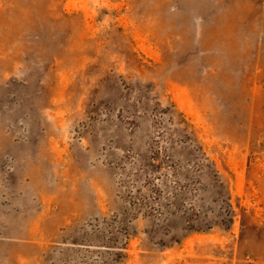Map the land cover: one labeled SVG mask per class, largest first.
<instances>
[{"label":"rangeland","instance_id":"1","mask_svg":"<svg viewBox=\"0 0 264 264\" xmlns=\"http://www.w3.org/2000/svg\"><path fill=\"white\" fill-rule=\"evenodd\" d=\"M0 264H264V0H0Z\"/></svg>","mask_w":264,"mask_h":264},{"label":"trees","instance_id":"2","mask_svg":"<svg viewBox=\"0 0 264 264\" xmlns=\"http://www.w3.org/2000/svg\"><path fill=\"white\" fill-rule=\"evenodd\" d=\"M146 184L150 187V189L152 190V196L150 198H145L144 196L140 195L138 196L139 198H136L138 201H140L142 203V205H144L146 202L147 205L150 206V208L154 211V212H162L164 207L162 206L161 202L162 200H164L163 198V194H162V190L161 188H159L158 186H156V184H154L153 180H146ZM156 202V203H155ZM162 214V213H161ZM122 259V255L119 254L117 256V261Z\"/></svg>","mask_w":264,"mask_h":264}]
</instances>
